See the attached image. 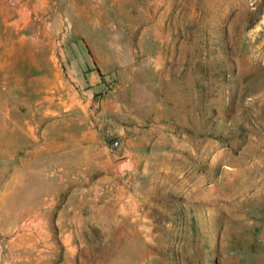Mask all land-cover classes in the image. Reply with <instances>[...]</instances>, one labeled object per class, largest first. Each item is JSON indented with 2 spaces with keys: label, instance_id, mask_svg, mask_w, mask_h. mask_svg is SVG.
Masks as SVG:
<instances>
[{
  "label": "rangeland",
  "instance_id": "374dc122",
  "mask_svg": "<svg viewBox=\"0 0 264 264\" xmlns=\"http://www.w3.org/2000/svg\"><path fill=\"white\" fill-rule=\"evenodd\" d=\"M0 264H264V0H0Z\"/></svg>",
  "mask_w": 264,
  "mask_h": 264
},
{
  "label": "crops",
  "instance_id": "0c3cea01",
  "mask_svg": "<svg viewBox=\"0 0 264 264\" xmlns=\"http://www.w3.org/2000/svg\"><path fill=\"white\" fill-rule=\"evenodd\" d=\"M24 8V7H23ZM29 8V10H28V12H30V13H28L26 10H27V7H26V9L24 8V11L23 12H21L19 15H18V17H17V20H16V22L17 23H22L23 24V27L26 25V23L28 22V18H30L31 17V13H33L34 11H36V9L35 8H30V7H28ZM122 158V157H121ZM114 164H115V162H114ZM135 164H136V162H135ZM136 166V165H135ZM118 170V169H117ZM119 172V171H118ZM120 173V172H119ZM94 210H95V207H94ZM103 214V213H102ZM101 213H99V216H100V218H102L104 215H102ZM96 214H94V213H92V218H93V221H95V222H97L96 220ZM82 228V225H81V223H78V225H77V227L75 228V229H71L70 231H69V233H67V235L65 236V240H67V243L69 244V246H68V250H70V253L71 254H73L74 253V251H76V245L75 244H73V241L75 240V238L76 237H74V235H73V233L74 232H76V234H77V232L80 230ZM77 239H79L80 240V238H79V236H77Z\"/></svg>",
  "mask_w": 264,
  "mask_h": 264
},
{
  "label": "water",
  "instance_id": "95a60500",
  "mask_svg": "<svg viewBox=\"0 0 264 264\" xmlns=\"http://www.w3.org/2000/svg\"><path fill=\"white\" fill-rule=\"evenodd\" d=\"M135 161L131 157H122L115 161V166L121 175H126L135 168Z\"/></svg>",
  "mask_w": 264,
  "mask_h": 264
}]
</instances>
